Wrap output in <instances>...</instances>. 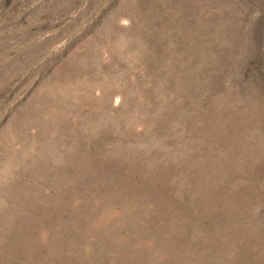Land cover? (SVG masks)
I'll list each match as a JSON object with an SVG mask.
<instances>
[{"label": "rangeland", "instance_id": "374dc122", "mask_svg": "<svg viewBox=\"0 0 264 264\" xmlns=\"http://www.w3.org/2000/svg\"><path fill=\"white\" fill-rule=\"evenodd\" d=\"M0 264H264V0H0Z\"/></svg>", "mask_w": 264, "mask_h": 264}]
</instances>
